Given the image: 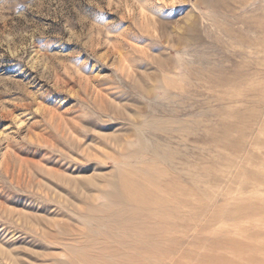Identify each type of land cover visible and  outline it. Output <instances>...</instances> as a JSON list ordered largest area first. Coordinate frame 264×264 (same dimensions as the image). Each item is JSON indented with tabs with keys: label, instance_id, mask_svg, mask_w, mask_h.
<instances>
[{
	"label": "rangeland",
	"instance_id": "374dc122",
	"mask_svg": "<svg viewBox=\"0 0 264 264\" xmlns=\"http://www.w3.org/2000/svg\"><path fill=\"white\" fill-rule=\"evenodd\" d=\"M140 147L188 190L181 249L207 223L264 259V0H0V264L65 260Z\"/></svg>",
	"mask_w": 264,
	"mask_h": 264
},
{
	"label": "bare ground",
	"instance_id": "6f19581e",
	"mask_svg": "<svg viewBox=\"0 0 264 264\" xmlns=\"http://www.w3.org/2000/svg\"><path fill=\"white\" fill-rule=\"evenodd\" d=\"M133 135L140 139V133L134 131ZM142 149L131 150L124 159L115 160L118 168L113 180L108 181L110 191L101 193L108 204L88 202L82 214L88 227L78 232L81 237L74 238L75 244L65 248L66 259L58 264L264 263L255 255L243 263L218 252L223 247L239 252L248 245L227 233L221 237L217 231L207 238L203 235L211 227L207 223L198 225L196 245L181 249L194 223L192 217H196L185 210L189 202L181 195L188 190L174 178L162 183L151 175H137L140 168L132 162L145 159ZM217 216L215 213L211 221Z\"/></svg>",
	"mask_w": 264,
	"mask_h": 264
}]
</instances>
